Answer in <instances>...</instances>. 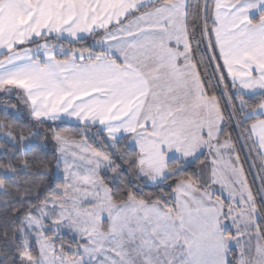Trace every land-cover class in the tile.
Here are the masks:
<instances>
[{"label": "snow or ice", "instance_id": "snow-or-ice-1", "mask_svg": "<svg viewBox=\"0 0 264 264\" xmlns=\"http://www.w3.org/2000/svg\"><path fill=\"white\" fill-rule=\"evenodd\" d=\"M0 264H264V0H0Z\"/></svg>", "mask_w": 264, "mask_h": 264}, {"label": "crops", "instance_id": "crops-1", "mask_svg": "<svg viewBox=\"0 0 264 264\" xmlns=\"http://www.w3.org/2000/svg\"><path fill=\"white\" fill-rule=\"evenodd\" d=\"M161 76L173 81L174 84H181L183 82H186L189 86H191V83L193 84V81L195 79L194 76V69H188L187 70V78L185 79V72L182 69H176L174 65L169 66L163 73L160 74ZM183 76V77H181ZM180 77L182 80H180Z\"/></svg>", "mask_w": 264, "mask_h": 264}, {"label": "rangeland", "instance_id": "rangeland-1", "mask_svg": "<svg viewBox=\"0 0 264 264\" xmlns=\"http://www.w3.org/2000/svg\"><path fill=\"white\" fill-rule=\"evenodd\" d=\"M181 77H183V76H181ZM180 77V80H182V78ZM191 85H192V83H191Z\"/></svg>", "mask_w": 264, "mask_h": 264}]
</instances>
